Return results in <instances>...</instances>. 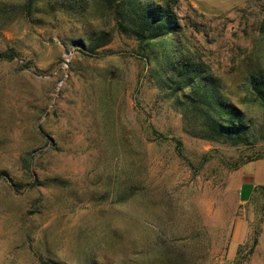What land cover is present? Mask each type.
<instances>
[{
    "label": "rangeland",
    "instance_id": "1",
    "mask_svg": "<svg viewBox=\"0 0 264 264\" xmlns=\"http://www.w3.org/2000/svg\"><path fill=\"white\" fill-rule=\"evenodd\" d=\"M0 52V264H264V0H0Z\"/></svg>",
    "mask_w": 264,
    "mask_h": 264
},
{
    "label": "trees",
    "instance_id": "2",
    "mask_svg": "<svg viewBox=\"0 0 264 264\" xmlns=\"http://www.w3.org/2000/svg\"><path fill=\"white\" fill-rule=\"evenodd\" d=\"M146 15L147 14L144 12L142 15L143 22L137 25V33L141 40L158 39L169 32L176 31V29H178L175 14L170 10L154 9L150 17ZM4 57H8V54L0 52V58ZM253 87L260 92L259 85L255 82H253Z\"/></svg>",
    "mask_w": 264,
    "mask_h": 264
},
{
    "label": "crops",
    "instance_id": "3",
    "mask_svg": "<svg viewBox=\"0 0 264 264\" xmlns=\"http://www.w3.org/2000/svg\"><path fill=\"white\" fill-rule=\"evenodd\" d=\"M234 179L239 181V197L241 202H250L258 193L264 195V158L247 162Z\"/></svg>",
    "mask_w": 264,
    "mask_h": 264
}]
</instances>
